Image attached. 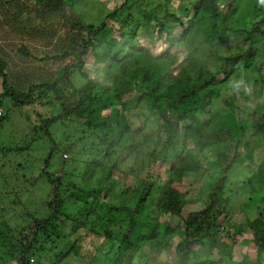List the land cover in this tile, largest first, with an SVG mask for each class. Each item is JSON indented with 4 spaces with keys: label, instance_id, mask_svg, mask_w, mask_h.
I'll return each instance as SVG.
<instances>
[{
    "label": "trees",
    "instance_id": "16d2710c",
    "mask_svg": "<svg viewBox=\"0 0 264 264\" xmlns=\"http://www.w3.org/2000/svg\"><path fill=\"white\" fill-rule=\"evenodd\" d=\"M29 1L44 5L46 19L49 10L52 16L62 10L63 0L6 3L16 2L19 9ZM119 2L96 25L67 21L70 30L60 33V42L67 43L69 52L41 59L60 66L51 82L29 84L21 91L9 83L7 63L0 56V106L8 100L7 113L34 104L50 112L48 117L39 115L32 128L31 134L40 132L41 136L25 144L27 148L43 135L50 143L41 172L34 177L45 179L49 186L46 215L32 217L19 228L0 217V247L6 250L7 262L42 264L48 240L72 237L60 229L65 222L61 218L66 191L72 187L76 205L81 204L69 222L77 234L72 248L76 256L79 231L84 230L116 242L119 252L125 248L140 251L149 245L155 259L169 264H245L234 262L226 249L213 252L223 241L237 245L236 235L249 234L257 258L253 264H261L264 209L237 229L228 228L231 221L226 218L230 198L225 185L239 158V138L227 126L205 129L199 116L212 104L216 91H228L222 102L229 107L247 89L254 92L260 87L262 94L264 56L259 51L264 44V5L254 8L250 25L236 28L232 18L239 0ZM19 15L12 20H19ZM25 21L30 23V18ZM76 29L83 33L79 35ZM78 37L82 38L75 47ZM24 49L18 52L31 57ZM85 64L96 74L85 72ZM5 114H0V126L7 119ZM73 119L82 120V125H75ZM64 122L79 126L67 132L74 131L84 139L80 142L92 141L89 155L84 153L85 158L79 161L81 176L69 175L73 170L59 171L78 179V184L66 183L61 175L48 172L57 148L51 129ZM250 129L254 142L263 143L264 109L252 112ZM88 131L91 136L86 137ZM248 143L247 139L243 143L246 152L251 150ZM133 153L141 162L134 170L128 163ZM67 161H62L64 167ZM205 177L209 179L206 184L202 181ZM253 179L264 188V161H258ZM115 188L121 193L117 205L110 195ZM189 192L198 196L187 198ZM161 228L173 236L177 231L179 242L173 246V259L167 258L170 237H157Z\"/></svg>",
    "mask_w": 264,
    "mask_h": 264
},
{
    "label": "rangeland",
    "instance_id": "374dc122",
    "mask_svg": "<svg viewBox=\"0 0 264 264\" xmlns=\"http://www.w3.org/2000/svg\"><path fill=\"white\" fill-rule=\"evenodd\" d=\"M6 1L10 0H0V8L2 10L8 8L9 10L4 13L0 9V56L7 63L6 73L9 75V83L21 91L26 90L29 84H40L54 80L60 66L41 59L60 55L65 51L69 52L67 43L64 46L61 45L63 42H60V33L63 30L64 32L70 30L68 20L77 19L81 21L82 26H85V24L96 25L104 19V16L110 10L120 4L119 0H63L62 12L60 11L59 14L52 16L49 10V18L46 19L45 14L47 11L43 8V4L29 1L23 3L18 9L19 4L16 8V3L8 5ZM263 5L264 0H239L237 11L232 18L236 22L233 26L243 28L250 25V22L254 20V8L263 7ZM18 13H20L19 20L13 21V16ZM124 15L123 18L126 17V14ZM28 18H30V23L25 21ZM23 26L29 27L25 28ZM73 30L70 35L71 38L74 36ZM75 31H78L79 35L81 32L83 33V30L79 29ZM81 38L78 37L74 41L75 47H78ZM260 45L263 47L259 51V55L263 57L264 44L261 43ZM21 47H24V50L31 57L19 53L18 49ZM61 47H63L62 50ZM179 57L180 59L183 58L184 54H179ZM89 62L87 61V64ZM88 67L85 64V72L90 73L91 76L95 75L96 73ZM255 89L254 92L251 91V88L245 90L238 100L233 101L232 107L224 105L222 102L223 96L228 91H216L212 104L205 108L199 116L205 129L215 130L218 126H227L239 138V144L236 145L239 158L229 170L225 185L226 193L230 198V206L226 214V218L231 221L228 228L243 227L246 220L253 219L259 211L264 209V188L258 179L251 180L258 161H264V140L263 143L260 142L259 144L258 141L255 143L254 131L250 129L252 112L264 109V85H262V94L260 93V87ZM9 106L8 100H3L0 106L1 114L6 113L5 115H7L6 121L0 126V217L2 222L10 224L11 227L18 226L19 228L27 224L32 217L43 218L46 215L44 202L48 197L49 186L45 179H34V177L41 172L40 168L46 154L49 152L50 143L47 137L43 135V138L36 139L27 148L25 144L31 138H35L37 135L41 136L40 132L36 133L37 135L31 134L32 128L39 122V115L48 117L50 112L34 104L21 109L16 108L7 113ZM72 122L75 125H82L83 123L82 120L75 119ZM75 125L64 122L52 127V138L57 148L51 156L48 172L61 175L65 178L66 183L78 184L80 183L78 179L68 176H81L83 171L80 168L79 161L85 158L84 153H86V157L89 155L92 149L89 142L92 141L80 142L84 139H80V136L76 135L74 131L67 132L69 128H79ZM62 134L64 135L62 136ZM88 134L90 135L86 134V137L91 136L90 131H88ZM246 139L249 142L248 147H251V150H247V152L246 146H244ZM66 146H69L70 149L67 150ZM17 148L23 149L17 151ZM135 148L143 150L137 145ZM139 158L137 153H133L129 157L128 163L132 170L136 169L141 163ZM61 159L62 161L70 160L65 163L64 167ZM66 169L67 171L73 170L71 172L74 173L67 176L59 173V171L67 172ZM208 180L206 177L202 179L205 184ZM74 191L75 189L72 187L66 191L65 198L67 200L61 218L65 222L60 228L61 233L66 236L71 233L72 237L48 240L47 252L41 258L42 264H169L168 262H160L157 258L155 259V254H153V250L149 245L142 246L140 251L125 248L119 252L116 242L101 237L98 238L86 233L84 230L79 231L81 238L77 239L76 244L79 247V256H76L72 248L75 241L73 237L77 234L72 231L69 222L77 213V209L81 204L76 205ZM110 195L114 199L112 203L117 205V199H121L118 198L121 196L120 191L115 188L110 191ZM189 196L196 197L198 193L189 192L187 198ZM131 200L132 198L127 200L126 203L129 204ZM159 232L157 237H170L171 247L167 252V258L169 256L171 258L173 256V246L179 242L177 231L175 236H173V232L165 228H161ZM250 238L249 234L236 235L235 239L239 244L233 245L229 242L230 240L223 241L218 245L220 248L215 249L213 254L226 249L230 251L234 262L253 264L257 258L256 252L249 242ZM52 242L54 244L51 246ZM5 254L4 247H0V264H12L7 262L9 259L6 258ZM118 256L120 259H116ZM115 259L117 263H114ZM261 264H264V254L261 258Z\"/></svg>",
    "mask_w": 264,
    "mask_h": 264
},
{
    "label": "built area",
    "instance_id": "2783aa9c",
    "mask_svg": "<svg viewBox=\"0 0 264 264\" xmlns=\"http://www.w3.org/2000/svg\"><path fill=\"white\" fill-rule=\"evenodd\" d=\"M0 114H1V111H0Z\"/></svg>",
    "mask_w": 264,
    "mask_h": 264
},
{
    "label": "crops",
    "instance_id": "0c3cea01",
    "mask_svg": "<svg viewBox=\"0 0 264 264\" xmlns=\"http://www.w3.org/2000/svg\"><path fill=\"white\" fill-rule=\"evenodd\" d=\"M14 3H16V2H14Z\"/></svg>",
    "mask_w": 264,
    "mask_h": 264
}]
</instances>
